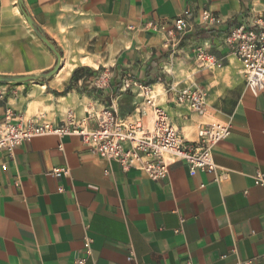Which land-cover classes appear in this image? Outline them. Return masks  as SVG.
<instances>
[{
    "label": "crops",
    "instance_id": "obj_1",
    "mask_svg": "<svg viewBox=\"0 0 264 264\" xmlns=\"http://www.w3.org/2000/svg\"><path fill=\"white\" fill-rule=\"evenodd\" d=\"M204 10L216 20L204 22ZM24 11L62 61L47 79L0 82V120L59 125L106 105L134 119L144 98L122 87L129 76L153 85L188 140L214 121L231 130L214 146L215 172L190 174L176 161L158 180L100 158L79 134L0 151V264H237L264 253V185L255 182L264 174V89L247 86L225 41L232 27L264 18V0H0V75H42L58 62ZM180 16L190 27L173 42L167 31ZM198 47L220 66L199 62ZM105 70L109 83L92 86ZM187 85L206 93L197 111L175 99ZM143 120L152 126L150 112ZM55 167L70 172L57 177Z\"/></svg>",
    "mask_w": 264,
    "mask_h": 264
},
{
    "label": "built area",
    "instance_id": "obj_2",
    "mask_svg": "<svg viewBox=\"0 0 264 264\" xmlns=\"http://www.w3.org/2000/svg\"><path fill=\"white\" fill-rule=\"evenodd\" d=\"M202 19L207 24L216 20L209 10L202 12ZM188 18L180 16L173 28L167 32L170 41L179 42L189 30ZM226 43L232 48L242 64L247 86L259 93L264 89V18L256 21L241 22L232 27L225 36ZM196 59L220 66L213 55L203 48L195 50ZM110 81V71H102L92 78L91 85L104 88ZM125 90L135 91L144 98L134 119L120 118L113 106H103L99 110H90L86 117L77 119L72 113L62 124L50 122L37 123L29 120L15 123L10 116L0 120V151L12 153L22 142L44 134H79L83 141L100 158L117 161L123 170L137 169L146 173L151 179L158 180L167 176L171 163L186 161L190 174L199 169L215 172L217 165L213 159L216 143L229 136L231 126L224 121L202 124L198 131V140L190 141L176 127L167 109L158 101L151 83L142 82L132 77L122 80ZM179 105L191 111H197L205 104L206 93L199 86H181L174 90ZM145 111L150 112L152 126L143 120ZM95 123L94 127L90 124ZM4 166V165H3ZM68 167H55L52 173L61 177L68 175ZM255 182L264 185V174L257 172ZM90 240H86L89 248ZM85 258L79 259L83 264ZM264 264V253L238 261L237 264Z\"/></svg>",
    "mask_w": 264,
    "mask_h": 264
},
{
    "label": "water",
    "instance_id": "obj_3",
    "mask_svg": "<svg viewBox=\"0 0 264 264\" xmlns=\"http://www.w3.org/2000/svg\"><path fill=\"white\" fill-rule=\"evenodd\" d=\"M19 2H20V4H22V0H19ZM24 14H25L28 22L30 23V25L37 31L40 38L48 45V47H50L56 53L57 58H58V62L56 64V66L51 71L44 73L42 75H35V76H3V75H0V82H13V81L14 82H21V81H26V80H30V79H35V80L47 79L48 77L52 76L55 72H57L60 68L61 61H62L61 53L58 51V49L54 45V43H52L49 40V38L46 35H44L40 31V29H38V27H36L32 17L26 11H24Z\"/></svg>",
    "mask_w": 264,
    "mask_h": 264
},
{
    "label": "rangeland",
    "instance_id": "obj_4",
    "mask_svg": "<svg viewBox=\"0 0 264 264\" xmlns=\"http://www.w3.org/2000/svg\"><path fill=\"white\" fill-rule=\"evenodd\" d=\"M163 79L165 80V78H164V77H162V80H163Z\"/></svg>",
    "mask_w": 264,
    "mask_h": 264
},
{
    "label": "trees",
    "instance_id": "obj_5",
    "mask_svg": "<svg viewBox=\"0 0 264 264\" xmlns=\"http://www.w3.org/2000/svg\"><path fill=\"white\" fill-rule=\"evenodd\" d=\"M92 75H94V73H91Z\"/></svg>",
    "mask_w": 264,
    "mask_h": 264
}]
</instances>
